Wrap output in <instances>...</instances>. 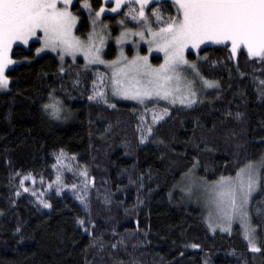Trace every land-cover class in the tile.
<instances>
[{
    "label": "trees",
    "instance_id": "trees-1",
    "mask_svg": "<svg viewBox=\"0 0 264 264\" xmlns=\"http://www.w3.org/2000/svg\"><path fill=\"white\" fill-rule=\"evenodd\" d=\"M83 2L73 6L81 35L89 29ZM88 3L97 10L103 1ZM175 15L169 1L148 8L155 28ZM38 45L14 48L0 94V264H264V169L250 205L257 252L239 227L211 232L182 180L195 169L216 181L264 159V62L245 50L234 57L228 46L202 49L198 71L217 86L154 124L133 105L90 101L96 71L82 61L62 71L56 56L36 57ZM53 98L59 118L44 107ZM61 159L73 170L59 180L66 189L55 185ZM25 177L35 190L50 188V207L24 190L33 191Z\"/></svg>",
    "mask_w": 264,
    "mask_h": 264
},
{
    "label": "snow or ice",
    "instance_id": "snow-or-ice-1",
    "mask_svg": "<svg viewBox=\"0 0 264 264\" xmlns=\"http://www.w3.org/2000/svg\"><path fill=\"white\" fill-rule=\"evenodd\" d=\"M123 3L124 0H115V7L110 10L117 12ZM136 3L140 5L139 18L145 20V27H148L144 10L149 0H136ZM60 4L63 6L59 7ZM71 5L72 0H0V89H6L9 84L5 72L8 66L14 63L9 56L13 44L27 46L33 37L42 44V47L36 50L37 55L50 50L57 52L63 59L65 54L75 55L82 52L88 63H105L99 56V48L92 44L85 45L73 36L72 29L77 17L69 10ZM172 5L176 8V15L168 17L166 26H161L159 31L148 27V33L152 37L148 41L149 48L151 50L152 45H156L157 50L164 53V63L159 68H152L147 63L146 56L137 57L126 67L113 71L114 96L136 100L145 108V101L151 100H165L172 104L179 101L190 107L197 102V94L192 89L191 82L181 86L177 70L178 66L188 63L184 58V50L189 47L198 48L205 42L225 46L230 43L234 57L238 50H246L250 59L256 58L264 62V0H172ZM82 6L91 12L88 0H85ZM104 11L105 9L101 8L95 15L99 17ZM152 15L158 22L161 20L157 10H153ZM136 18L133 15V19ZM37 33H42V37ZM137 34L143 38V33ZM89 40H92V36ZM116 63L117 61L112 62L113 65ZM190 67L195 70V65ZM203 83L208 88L217 86L215 82L208 80ZM97 97L108 103L105 93L94 89L89 100H95ZM109 106L114 107L111 104ZM44 107L46 110H52L54 118H59L56 104H46ZM164 114H167L166 109ZM161 119L162 115L153 113V123ZM147 131L151 135L152 127L148 126ZM145 139L146 137L142 136L141 143H144ZM261 169H264V159L259 162L258 168L255 163L247 164L240 169L234 180L231 177H221L217 195L220 204L227 205L230 209V214L226 213L229 219L232 215L244 217V206L259 181L257 173ZM80 174L87 177L86 171ZM23 185L24 180H21V186ZM25 191L28 189L25 188ZM80 199L84 203L83 197ZM41 203L43 207H50L46 202ZM79 223L81 226L86 224L84 220ZM85 230L87 231L86 227ZM245 238L249 241L251 251H260L247 230Z\"/></svg>",
    "mask_w": 264,
    "mask_h": 264
},
{
    "label": "rangeland",
    "instance_id": "rangeland-1",
    "mask_svg": "<svg viewBox=\"0 0 264 264\" xmlns=\"http://www.w3.org/2000/svg\"><path fill=\"white\" fill-rule=\"evenodd\" d=\"M76 1L77 0H72V5L69 8V10L77 17L76 23L72 29V34L81 42H83L85 45L92 44L94 45L95 48H99V56L102 60L105 61V63H88L85 60L84 54L82 52H77L75 55L65 54L63 56V59H61L60 55L57 52L45 50L41 52L39 55H37V52H35L36 57H40L45 54H51L56 56L62 71L68 63H76L77 61H82L84 68L93 69L96 71V80L94 82L93 89L104 92L105 97L109 103L110 102L124 103L140 108L145 116L150 115L149 119L151 120V122H153V113H155L157 116H161V115L163 116V119L157 122L160 123L177 110H187L194 107L198 102H200L207 95H209V93H212L211 91L213 90L214 87L213 88L206 87L203 83V81L206 79L202 77L198 71L197 63L199 60V52L206 47L225 46V45H217L211 42H205L199 45L198 48L189 47L185 49L184 58L186 61H188V63L178 66V70H177L178 75L181 78L180 81L181 86L183 87L188 82H191L192 89L197 94L195 97L197 102L192 104L190 107H186L185 105L179 103V101H177L175 104H172L170 101H165V100H158V101L151 100V101H145V104H147V108H145L144 105L138 103L136 100L123 99L121 97L114 96L113 85H112L113 71L119 68L126 67L131 61H133L137 57L146 56L148 58L147 63L151 65L152 68H159L160 65L164 63L165 61L164 53L162 51H158L156 45L154 44L152 45L151 50L149 48L148 41H150L152 37L148 33V27H151L153 31H159V28H155L153 26V23L148 16V8L153 3H157L160 1L172 2V0H149V4L144 10L148 27H145V20H141L139 18L140 5L136 3V0H124V3L121 5L120 9L117 12H112L110 10L112 7H115V0H102L103 1L102 6L97 10H93L91 7V12H89V10L85 9L82 6L84 3L83 2L80 5V9L87 15L89 20V29L85 33V35H81L78 33V29L81 24L80 23L81 19H80V15H78L76 11L73 9V6L76 3ZM58 6L62 7L63 5L60 4ZM101 8H104L105 11L101 13L99 17H97L95 14ZM133 9L135 10L134 12ZM133 15H135L137 18L133 19ZM106 16L114 17L112 22L104 19ZM137 33H143V38ZM37 35L42 37L43 34L37 33ZM90 36H92V40H89ZM101 38H102V42H101ZM31 43H38L39 45L37 48L42 47L41 41L36 39L35 37L29 40L27 46L19 43L13 44L12 51L9 53V56L14 61V63L8 66L6 72L12 69L17 64V62L12 57L14 48L22 47L24 49H27ZM109 46H113L114 49V51L112 52L113 55H111L110 53L111 50H109ZM227 46L231 50L230 43ZM189 54H192L195 59L194 60L190 59L188 57ZM113 61H117V63L113 65L112 64ZM190 65H195V70L192 67H190ZM7 90L8 87L6 89H0V94L6 92ZM177 95H179V93ZM53 99L54 100L50 101L49 104H56L60 112L61 107L57 103L58 100L55 98ZM95 100L103 102L99 99V97H97ZM165 109L167 110L166 115L164 114ZM48 110L52 113L51 109ZM149 112L150 114L148 115ZM259 162H251V163H255L256 167L258 168ZM247 164L243 165L240 169L244 168ZM57 165H58V171H57L55 185L57 187L66 189V187L68 186L65 183H61V181L59 180H62L63 175H65V173H72L73 170L67 163V160L65 159H61ZM240 169L234 175L229 177L233 178L234 180ZM261 170H259L257 173V175L259 176V181L255 189L251 192L248 199V203L244 206L243 211L245 215L243 218L240 215H232L231 219H229L228 216L226 215V213L230 214V209L227 207V205L220 204L217 195L219 191L218 182L220 181V179L216 181H208L205 178L201 177L197 173V171L193 169L188 175L184 176V179H182L185 189L184 193L188 199L192 200L194 204L197 203V205H199L202 208L204 212L205 224L211 232L231 233L235 227H239L244 238L247 230L248 233L253 238L256 247H258L256 240V228L252 224L250 218V205L259 189ZM84 177L85 176L82 177L83 182L85 181ZM25 181L28 182L27 184H30L31 188H33V191L32 189L27 188L28 191H31V195H33V197L39 202L44 201V197L50 188H45L44 190H40L39 188H36L35 190L34 189L35 183L32 179H26ZM23 188L25 190V187ZM74 189L77 190V187L74 186ZM238 203H239V199H238ZM245 240L249 245V241L246 238Z\"/></svg>",
    "mask_w": 264,
    "mask_h": 264
}]
</instances>
